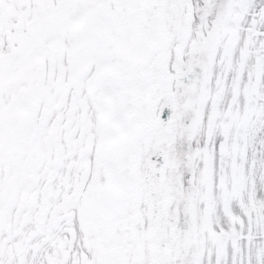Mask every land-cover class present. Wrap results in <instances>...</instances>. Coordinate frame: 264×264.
<instances>
[{
	"label": "snow or ice",
	"instance_id": "6c2138e0",
	"mask_svg": "<svg viewBox=\"0 0 264 264\" xmlns=\"http://www.w3.org/2000/svg\"><path fill=\"white\" fill-rule=\"evenodd\" d=\"M0 264H264V0H0Z\"/></svg>",
	"mask_w": 264,
	"mask_h": 264
}]
</instances>
